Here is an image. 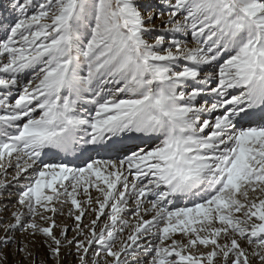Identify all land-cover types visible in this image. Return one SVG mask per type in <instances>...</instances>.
I'll return each instance as SVG.
<instances>
[{
	"label": "snow or ice",
	"instance_id": "6c2138e0",
	"mask_svg": "<svg viewBox=\"0 0 264 264\" xmlns=\"http://www.w3.org/2000/svg\"><path fill=\"white\" fill-rule=\"evenodd\" d=\"M0 264H264V0H0Z\"/></svg>",
	"mask_w": 264,
	"mask_h": 264
}]
</instances>
